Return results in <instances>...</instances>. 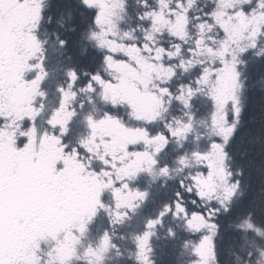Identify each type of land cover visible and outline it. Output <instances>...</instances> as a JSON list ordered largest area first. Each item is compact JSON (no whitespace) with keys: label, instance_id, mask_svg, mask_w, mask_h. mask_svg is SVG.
I'll return each mask as SVG.
<instances>
[{"label":"snow or ice","instance_id":"snow-or-ice-1","mask_svg":"<svg viewBox=\"0 0 264 264\" xmlns=\"http://www.w3.org/2000/svg\"><path fill=\"white\" fill-rule=\"evenodd\" d=\"M0 264H264V0H0Z\"/></svg>","mask_w":264,"mask_h":264},{"label":"trees","instance_id":"trees-1","mask_svg":"<svg viewBox=\"0 0 264 264\" xmlns=\"http://www.w3.org/2000/svg\"><path fill=\"white\" fill-rule=\"evenodd\" d=\"M252 102L255 103V104L252 106V111H253V113L258 114V112H259V106H260L261 100H260L259 98H256V97L253 96Z\"/></svg>","mask_w":264,"mask_h":264},{"label":"bare ground","instance_id":"bare-ground-1","mask_svg":"<svg viewBox=\"0 0 264 264\" xmlns=\"http://www.w3.org/2000/svg\"><path fill=\"white\" fill-rule=\"evenodd\" d=\"M254 97H256V98H259L260 99V96H259V94H258V91H257V93L256 94H254L253 95ZM261 100V99H260ZM255 103L254 102H252V106L254 105Z\"/></svg>","mask_w":264,"mask_h":264}]
</instances>
